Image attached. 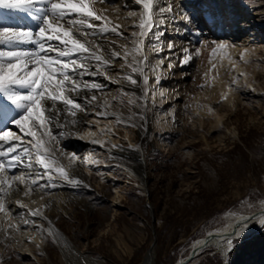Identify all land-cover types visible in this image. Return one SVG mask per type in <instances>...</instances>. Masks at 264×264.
I'll return each mask as SVG.
<instances>
[{
	"label": "rangeland",
	"instance_id": "374dc122",
	"mask_svg": "<svg viewBox=\"0 0 264 264\" xmlns=\"http://www.w3.org/2000/svg\"><path fill=\"white\" fill-rule=\"evenodd\" d=\"M232 1L249 7L248 34L240 36L248 35L246 43L257 40L260 48L225 71L227 53L200 44L182 87L174 85L172 71L170 79L158 80L169 61L141 93L125 78L131 72L121 76L118 95L110 100L117 113L116 141L107 135L105 145L94 150L93 164H81L82 184L71 185L66 210L54 215L84 256L66 259L50 239L42 264H176L191 253L192 241L225 222L226 213L254 211L264 202V0ZM19 13L0 21L14 23ZM243 20L238 15L232 29ZM137 44L130 42L134 50ZM161 46L147 50H153L152 61L164 55L157 53ZM217 80L224 95L212 90ZM113 143L115 152L109 149ZM126 163L134 175L125 171ZM6 250L0 252L3 264H17L21 250ZM187 264H264V226L240 237L226 254L209 246Z\"/></svg>",
	"mask_w": 264,
	"mask_h": 264
},
{
	"label": "bare ground",
	"instance_id": "6f19581e",
	"mask_svg": "<svg viewBox=\"0 0 264 264\" xmlns=\"http://www.w3.org/2000/svg\"><path fill=\"white\" fill-rule=\"evenodd\" d=\"M224 3V0H153L152 16L155 26L151 27L150 31L143 37H133L132 32H140L138 25L141 13L143 12L142 5H138L136 0H108V2L105 3H101L100 0H94L92 7L97 14L106 19L91 21L93 24L99 25L100 27L82 29V31L88 33L87 37L80 36L78 32H74V35L82 41L91 42L88 45L89 47L99 45L100 48L97 54L104 58H111L113 63L110 66H105L95 61L90 54H77L74 57L83 61L90 70L96 69L97 67L99 68L98 74H89L79 77V81H95L103 87L98 90H81L78 96L75 92L71 93L86 111H78L76 117L66 114L55 118L52 121L53 127L51 130L53 134L57 135V140L52 141L51 144L48 145L56 152L59 164L65 167L70 179L75 182L66 181L59 177L57 173L52 172V179H49L48 176H44L43 179L38 181L39 184H46L47 187L44 189L37 188L29 196L23 195V185H20L18 181L13 182L14 187L18 188L19 191L14 192L11 198L5 199L6 207L10 210L9 217H5L4 213H0V252L1 250L5 251L9 247L18 248L21 250V255L17 264H42L40 254L49 255L46 245L48 240L52 239L60 247L63 252L62 256L66 259H68L67 256H71L74 253L84 256L83 251L77 248L72 238L56 222L54 215L59 211L66 210L67 199L72 196V192L70 191L72 190L71 185L82 184L81 182L84 179L85 173L80 167L81 164L83 163V165L85 164L88 166L93 164L94 150L100 149L105 145L104 139L107 135L111 136L110 142H112V140L116 141L114 123L117 113L114 111L110 100H115V96L118 95V90L120 89L117 87V84L120 82L121 76H124L127 72H131V75L138 81V86H133L141 93L144 89V77L146 76L149 80L154 72L158 71V73H160L162 71V64L169 61L168 70H165L163 74L161 73L162 76H157L158 80L166 81L170 79L166 76L169 71H172V79L175 81L174 85L182 87L185 83V77L188 74L186 68L190 63L189 57L192 58V56H194L195 50L200 44L212 50L216 51L220 49L227 53L228 57L224 58L221 62V69L225 71L230 69V66L234 67L239 61L238 58L243 61L247 59L250 54L249 52L254 51L260 46L259 42L255 39L246 43L248 35L240 36L241 33L247 32L246 26L248 21L246 22L245 20L248 16L247 12L249 7L232 0H228L227 4ZM169 8H171V11H168ZM160 9H163V11H160ZM15 12L16 10L0 9V20L5 15L11 16ZM19 12V16L14 23L0 21V25L35 30L37 24L34 19L24 12ZM130 12L134 14L130 16ZM252 14L257 16L259 12L253 11ZM238 15L244 18V20L241 22L242 24L238 29L235 30L232 28ZM218 16L220 20H217ZM76 18H78L76 14L68 17V19ZM212 22L216 23V27H210V23ZM67 26L68 25L65 24V27ZM116 26H119L118 31L122 32L124 34L123 36H118L110 30ZM103 27H107L109 31H103ZM197 38H199V44L196 46ZM166 40L168 41L167 44L165 42ZM230 41L232 42L229 45ZM130 42L141 43L139 47L140 51H135L132 46H130ZM50 43L54 44L57 42L52 41ZM161 43L165 44L161 46ZM221 44L224 45L223 48L220 47ZM158 45L163 49H159L157 53L164 52V55L162 58H154V61H152L153 59H151L150 51L153 50L149 52L147 50H149V47ZM35 47L37 46L29 42L6 43L0 44V52H31ZM113 51H119L121 53L120 57H113ZM125 51L128 53L127 60L124 59ZM48 55L55 56L56 53L49 52ZM133 57L137 60L143 57L147 59L144 61L143 65H134ZM175 58L180 59L179 64L175 62L177 61ZM130 65L143 67V75L133 73L132 66ZM173 67L174 70L172 69ZM232 70L234 69L232 68ZM222 82L224 85L226 84L223 80ZM157 83L153 86V90L156 88ZM219 83L218 80L217 82L215 81L212 90L224 95L221 86H218L220 85ZM15 87L16 90L22 93L26 91L23 87ZM92 96H95L96 99L92 100ZM17 115L14 110H9L6 115L0 116V129L3 128L5 121L11 120ZM74 121L75 126H73ZM10 127L17 135L23 137V140L20 142L13 141V143L21 144V148L17 151L23 156L25 153L22 149L31 147L29 144L31 138L19 132V129L15 128L14 125ZM77 129L79 131H77ZM81 134L85 135L84 139L79 138ZM70 139L75 143L78 142V144H69L68 141ZM93 141L97 142L94 143ZM114 146L113 143L109 146V149L115 152L117 148ZM61 151L64 152V155H60ZM68 152L75 154V158H73L74 164L67 160ZM133 152L137 154V157L142 154L140 150L136 149ZM34 155L35 153L33 152L32 163L34 170L37 173H42L44 169L36 164ZM123 168L125 171L134 175L128 163L124 164ZM98 170H104V168L100 167ZM138 170L141 174V177H139L145 180V165L141 163ZM26 171L27 170L23 167L15 170L16 174ZM9 176H11V173ZM28 182L30 183V180ZM16 200L22 201L27 207H20L15 203ZM30 209H39L42 215L32 216L29 214ZM251 217H255V219L248 224L247 230L243 232L242 236L256 231L261 226L260 222L264 220V202L254 211L246 213H226L224 215L225 222L209 230L204 236L192 241L189 250L191 253L188 254V256L181 257L176 264H187L188 261H191L198 253L209 246H215L218 250H221V244L217 239H213V237H222L226 235L230 231L232 225L241 218L248 219ZM23 219L35 221V224L29 223L25 225L22 223ZM10 223L18 225V228L9 227ZM49 231L52 235H49ZM227 251L228 250H223L225 254ZM191 254L194 256L188 259ZM65 258L63 259L65 260ZM3 261L2 255L0 254V264H3ZM77 261L78 260H76V262ZM94 263L102 264L100 261ZM65 264H68V262Z\"/></svg>",
	"mask_w": 264,
	"mask_h": 264
},
{
	"label": "snow or ice",
	"instance_id": "6c2138e0",
	"mask_svg": "<svg viewBox=\"0 0 264 264\" xmlns=\"http://www.w3.org/2000/svg\"><path fill=\"white\" fill-rule=\"evenodd\" d=\"M100 2L105 3L108 0H100ZM93 3L94 0H0V9L24 12L37 24L35 30L0 25V44L29 42L37 46L31 52H0V116L6 115L9 110L18 113L11 120L5 121L3 128L0 129V213H4L5 217H9L10 211L6 207L5 199L11 198L14 192L19 191L14 187L15 181L24 186V196L31 195L37 188H46V184H39L38 181L44 176L52 179V172L66 181L75 182L70 179L65 167L59 164L56 152L48 145L57 140V135L51 130L52 121L55 118L66 114L76 117L78 111H86L71 93L75 92L78 96L81 90H98L103 87L95 81H79V77L98 74L99 68L90 70L83 61L74 57L77 54H90L95 61L105 66L113 63L111 58H104L97 54L99 45L89 47L91 42L82 41L74 35V32H78L80 36L87 37L88 33L82 29L100 27L91 21L106 19L97 14L92 7ZM136 3L143 6V12L138 25L140 32H132V36L143 37L151 27L155 26L152 16L153 0H136ZM168 11H171V8ZM73 14H76L78 18L68 19ZM133 14L129 13L130 16ZM65 24L68 26L65 27ZM118 28L119 26H116L110 30L118 36H123L124 34L119 32ZM102 30L109 31L107 27H103ZM52 41L62 47H56L50 43ZM220 47L223 48L224 45L221 44ZM135 50L140 51L138 44L135 45ZM49 52H55L56 55L50 56ZM120 55L119 51L112 52L113 57L119 58ZM127 56L128 53L125 51V60ZM146 59L143 57L137 60L133 57V64L143 65ZM132 71L143 75V67L132 66ZM125 78L131 84L138 86L137 79L132 75ZM147 83L148 79L145 76L144 84L147 85ZM15 86L23 87L26 91L22 93L16 90ZM91 99L95 100L96 97L92 96ZM11 125L31 138L29 140L31 147L22 149L25 153L23 156L17 151L21 148V144L13 143V141H22L23 137L17 135L10 127ZM79 138L84 139L85 135L81 134ZM33 152L36 164L44 169L42 173L34 170ZM60 155H64V152L61 151ZM71 158H75V154H72ZM20 167L27 171L16 174L15 170ZM10 173L11 176H9ZM15 203L22 208L27 207L20 200H16ZM29 214L42 215L39 209H30ZM254 219L255 217L241 218L232 225L226 235L213 237V239L218 240L222 251L230 250ZM22 223L35 224V221L23 219ZM260 223L264 226V220ZM9 227L18 228V225L10 223ZM49 235H52L50 231Z\"/></svg>",
	"mask_w": 264,
	"mask_h": 264
},
{
	"label": "water",
	"instance_id": "95a60500",
	"mask_svg": "<svg viewBox=\"0 0 264 264\" xmlns=\"http://www.w3.org/2000/svg\"><path fill=\"white\" fill-rule=\"evenodd\" d=\"M193 256H194V255L191 254V255L188 257V259H191Z\"/></svg>",
	"mask_w": 264,
	"mask_h": 264
}]
</instances>
